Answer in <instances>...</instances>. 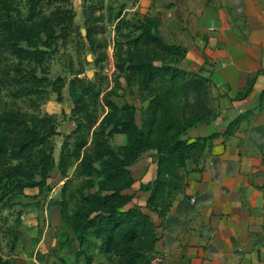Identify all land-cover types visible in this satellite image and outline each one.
<instances>
[{
	"label": "trees",
	"instance_id": "obj_1",
	"mask_svg": "<svg viewBox=\"0 0 264 264\" xmlns=\"http://www.w3.org/2000/svg\"><path fill=\"white\" fill-rule=\"evenodd\" d=\"M18 1L20 0H0V55L8 53L19 60L14 69L17 77L13 79L19 89L13 95L17 99H29L31 107L36 108L46 97L42 89L46 80L38 78L37 67L50 58V52L41 50L33 43L30 48H23L21 43L27 39L28 34L40 30L48 33L49 38L57 36L67 42L75 25V11L59 6L51 17H40L38 6L53 0H29L31 23L20 26L12 19ZM144 21L138 28L142 31L141 34L128 40L130 48L124 52L126 58L119 55L122 62L117 67L120 72L137 79L141 90L149 96L142 127L136 122L132 106L119 108L108 99L105 100V105L109 113L96 126L99 118L92 116L85 98L98 102L101 94L90 88L92 82L77 78L72 83V95L76 98L77 108L81 107L80 115L85 113L88 125L81 123L79 130L74 131L75 148L72 151L68 150L66 144L63 145L66 151L59 162V168L65 175L72 160H80L78 177H88L87 184L92 187L94 184H90L91 179L98 180L96 191L90 194L80 193L74 209L66 210L64 216L73 230L79 233L81 242L87 235L94 237L101 243L104 253L118 258L117 264H155L153 261L159 241L151 216L135 203V194L129 192L135 183L129 170L134 161L130 159L148 151L155 152L152 155V160L157 165L155 183L147 186L143 184L140 190L151 192L147 207L162 218L173 203L169 200L170 189H180L183 180L180 170L186 168L188 161L197 164L208 143L233 135L244 119V116L237 117L223 135L214 133L205 138L184 139L183 136L189 129L209 123L214 118L209 107L210 80L171 65H156V56L159 59L158 56L166 54L184 59L187 52L183 47L168 44L164 40L159 31V20L145 18ZM120 23L124 24L123 19H120ZM87 39H92L90 29L87 30ZM25 64L35 66L23 72ZM5 85L6 82L0 80V108L1 91ZM252 86L253 80L239 97H246ZM188 90L197 94V111L182 122L174 114L173 101ZM58 91L61 94V88ZM263 99L264 92L261 101ZM115 134L127 137L123 151H116L108 141ZM54 135L55 128L48 119L40 120L21 112L7 111L0 114V204L10 195H21L26 189H43L47 185L49 175L56 166L48 143V137ZM90 135L92 149L81 159ZM37 177L40 179L37 180ZM0 264L9 263L0 258Z\"/></svg>",
	"mask_w": 264,
	"mask_h": 264
},
{
	"label": "rangeland",
	"instance_id": "obj_2",
	"mask_svg": "<svg viewBox=\"0 0 264 264\" xmlns=\"http://www.w3.org/2000/svg\"><path fill=\"white\" fill-rule=\"evenodd\" d=\"M162 1L53 0L51 3L44 2L39 5L40 17H51L59 6L74 10L75 25L67 42L57 36L54 39L49 38L48 33L40 30L28 34L27 39L21 43L23 48H30V44L33 43L41 50L50 52V58L37 67L38 78L46 80L45 86L42 87L46 97L36 108L31 107L29 99H17L13 95L19 89V85L13 82V79L17 77V71L14 69L19 60L8 53L0 55V80L6 82L1 91L0 114L7 111L21 112L36 116L40 120L48 119L56 132V135L48 137L49 151L56 166L49 175L47 185L43 189H26L21 195H10L0 204V258L9 264L118 263L116 256L104 253L101 243L94 237L87 235L81 242L79 233L73 230L64 216L66 210L74 209L80 193H93L98 185L96 178L91 179L90 184H94L92 187L87 184L88 177H78L77 167L80 160L73 159L65 175L59 168L61 155L66 151L63 145L66 144L68 150L72 151L75 148L74 131L81 123L87 124L84 118L85 113L82 112L80 115L81 107L77 108L76 98L72 95V83L77 78L90 81L92 82L90 88L100 92L98 102L85 98V104L92 116L99 118L96 126L109 113L105 105V100L108 99L116 103L119 108L125 105L132 106L136 122L139 127H142L149 96L141 90L137 79L120 72L117 67L122 62L120 54L122 58H126L124 52L130 48L129 38H136L141 34L142 31L138 28L145 22V18L160 21L159 31L163 37L161 23L165 14ZM31 13L29 0H20L15 5L12 19L20 26L30 25ZM120 19H123L124 24L120 23ZM88 29L92 33L90 41L87 39ZM158 57L159 59L156 56V65H171L185 70L181 56L163 54ZM34 66V64H25L23 72L31 70ZM88 73L92 74L91 78L87 77ZM210 87L211 84H209ZM59 88H61V94H59ZM76 91L79 93L78 89ZM210 93L209 89V104ZM196 97L195 92L188 90L174 99V114L178 115L182 122L197 111ZM191 130L192 128L186 132L184 139H191L188 137ZM126 139L124 134H115L109 137L108 141L116 151H123ZM91 149L92 135L88 137V144L83 149L81 159L89 154ZM154 153V151H148L139 154L130 159L134 162L129 166L135 180L129 192L135 194V203L147 213L150 212L140 187L143 184L147 186L155 183L154 171L157 165L152 160ZM147 177L150 179L149 183L145 181ZM39 179L37 177V180ZM181 186L182 183L180 189H170L169 200L175 201L179 198Z\"/></svg>",
	"mask_w": 264,
	"mask_h": 264
},
{
	"label": "crops",
	"instance_id": "obj_3",
	"mask_svg": "<svg viewBox=\"0 0 264 264\" xmlns=\"http://www.w3.org/2000/svg\"><path fill=\"white\" fill-rule=\"evenodd\" d=\"M162 7L165 41L186 49L183 69L211 84L214 118L188 137L223 135L244 119L180 170L179 198L164 217L148 209L156 257L160 264H264V0H163ZM141 193L147 203L151 192Z\"/></svg>",
	"mask_w": 264,
	"mask_h": 264
},
{
	"label": "built area",
	"instance_id": "obj_4",
	"mask_svg": "<svg viewBox=\"0 0 264 264\" xmlns=\"http://www.w3.org/2000/svg\"><path fill=\"white\" fill-rule=\"evenodd\" d=\"M162 262V259L159 258V257H156L153 261V263H157V264H160Z\"/></svg>",
	"mask_w": 264,
	"mask_h": 264
},
{
	"label": "water",
	"instance_id": "obj_5",
	"mask_svg": "<svg viewBox=\"0 0 264 264\" xmlns=\"http://www.w3.org/2000/svg\"><path fill=\"white\" fill-rule=\"evenodd\" d=\"M83 34L85 35L86 32L84 31ZM88 60H90V58H89ZM87 77L91 78V77H92V74H91V73H88V74H87Z\"/></svg>",
	"mask_w": 264,
	"mask_h": 264
}]
</instances>
